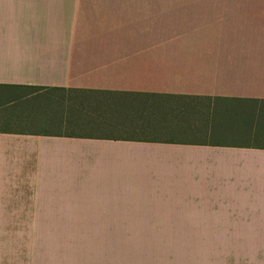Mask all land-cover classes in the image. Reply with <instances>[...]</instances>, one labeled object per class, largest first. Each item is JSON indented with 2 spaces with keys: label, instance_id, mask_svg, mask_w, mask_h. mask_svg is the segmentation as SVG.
<instances>
[{
  "label": "crops",
  "instance_id": "crops-1",
  "mask_svg": "<svg viewBox=\"0 0 264 264\" xmlns=\"http://www.w3.org/2000/svg\"><path fill=\"white\" fill-rule=\"evenodd\" d=\"M2 14L0 216L74 187L120 201L127 239L171 240L150 264H264V0H0ZM131 95L204 103L209 139L91 131L104 98Z\"/></svg>",
  "mask_w": 264,
  "mask_h": 264
},
{
  "label": "rangeland",
  "instance_id": "rangeland-1",
  "mask_svg": "<svg viewBox=\"0 0 264 264\" xmlns=\"http://www.w3.org/2000/svg\"><path fill=\"white\" fill-rule=\"evenodd\" d=\"M13 27L14 21L2 14L0 28L13 33ZM205 107L185 98H104L95 107L101 120L97 130L91 131L134 141H207L201 130L205 129ZM133 178L141 180L142 176ZM75 190L59 188L37 199L27 192L22 198L6 200V212L0 216L6 220L0 221V264H128L129 248L130 255L134 248L135 261L138 249L140 257L144 249L146 264H150L159 246H171V240L127 239L120 201L106 196L77 198Z\"/></svg>",
  "mask_w": 264,
  "mask_h": 264
},
{
  "label": "trees",
  "instance_id": "trees-1",
  "mask_svg": "<svg viewBox=\"0 0 264 264\" xmlns=\"http://www.w3.org/2000/svg\"><path fill=\"white\" fill-rule=\"evenodd\" d=\"M131 96H137V95H131Z\"/></svg>",
  "mask_w": 264,
  "mask_h": 264
}]
</instances>
